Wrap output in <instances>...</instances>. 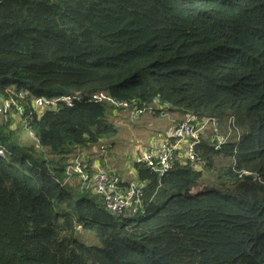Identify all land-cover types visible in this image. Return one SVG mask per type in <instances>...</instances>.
I'll use <instances>...</instances> for the list:
<instances>
[{
    "label": "trees",
    "instance_id": "1",
    "mask_svg": "<svg viewBox=\"0 0 264 264\" xmlns=\"http://www.w3.org/2000/svg\"><path fill=\"white\" fill-rule=\"evenodd\" d=\"M22 91L83 99L30 123L0 111V264H264V0H0V103ZM101 92L235 116L242 140L204 139L200 171L135 164L141 211L113 215L66 173L117 134Z\"/></svg>",
    "mask_w": 264,
    "mask_h": 264
},
{
    "label": "built area",
    "instance_id": "2",
    "mask_svg": "<svg viewBox=\"0 0 264 264\" xmlns=\"http://www.w3.org/2000/svg\"><path fill=\"white\" fill-rule=\"evenodd\" d=\"M81 99H83L81 92H76L54 97L51 100L33 99L30 103L28 93L22 91L16 96L12 95L5 99L0 111L6 120L9 112H12L17 122L30 123L45 107L57 104L72 107ZM91 101L110 103L118 109L129 112L134 120L140 119L145 114L164 115L170 108V105L164 103L160 98H155L150 102L134 101L130 103L116 101L103 92L95 94ZM27 106H30V109H27ZM27 133L35 138L34 133L29 129ZM206 138L210 139L211 145L215 149H220L229 143H240L242 133L237 125L236 117L231 116L221 121L216 116H199L187 113L160 141L158 148L147 149L136 155L127 154L125 168L130 174H133V165H145L157 173L160 178L168 173L176 162L200 171L202 161L198 156L197 148ZM106 148L105 145L94 146L89 151H85V155L74 156L66 169L68 179L76 176L81 188L99 196L102 205L109 213L119 217L133 218L141 211L146 185L137 180L127 181L114 171L103 170L96 161L92 163L89 161L90 154H98L99 151H104ZM0 154H3L2 151ZM245 174L248 173L243 175Z\"/></svg>",
    "mask_w": 264,
    "mask_h": 264
},
{
    "label": "rangeland",
    "instance_id": "3",
    "mask_svg": "<svg viewBox=\"0 0 264 264\" xmlns=\"http://www.w3.org/2000/svg\"><path fill=\"white\" fill-rule=\"evenodd\" d=\"M0 105H1V103H0ZM11 118H14V116L11 115ZM130 118H131V116L125 112H122V113L116 115L114 122L116 125L117 124L119 125L120 129H122L119 132L120 136H118V137L114 136L113 140L105 141V142L110 143V144H113V142H115L113 144V146L115 148L113 149V151L112 150L109 151L110 157H112L114 160L113 161V167L114 168H116V167L125 168V164L127 161V152L132 151L133 149H135L136 146L138 147L139 144H146L150 139L162 138L163 134H166L167 130L171 129V127L168 128L167 126H170L171 123L175 119L180 118V116L174 112L168 113V111L165 115H161L160 117L149 116V115L145 114L139 120L140 122H145V124H146L145 127L146 126L147 127L144 130H143V128H139L137 126H132V124L130 122H133V121ZM129 120H131V121H129ZM159 121H161L162 124H158ZM17 124H18V122H17ZM13 128H15V125H13ZM27 131H28V129H27ZM170 131H172V129ZM144 132H145V135H144ZM20 134L23 135V138H25V135L22 131ZM135 142H136L135 146H132V149H130L128 151L126 148ZM141 149H144V147H142ZM1 155H3V154H1ZM115 163L117 166L115 165ZM222 164H224V162H217V166H220ZM186 167H188V166H186ZM212 179H213V176H212V174H210L208 176L207 183H212L213 182ZM78 230H80V228ZM78 233H79V236H81L79 238L80 242L86 243V244H90V243L96 244L94 246H98V247L102 246V243L99 241V239L96 237V235L93 232L84 231L81 233L79 231Z\"/></svg>",
    "mask_w": 264,
    "mask_h": 264
},
{
    "label": "crops",
    "instance_id": "4",
    "mask_svg": "<svg viewBox=\"0 0 264 264\" xmlns=\"http://www.w3.org/2000/svg\"><path fill=\"white\" fill-rule=\"evenodd\" d=\"M171 108V107H170ZM170 108H168L167 110H168V113H170V112H174V113H176V114H178L179 116H180V118H178V119H175L172 123H171V125L170 126H167L168 128H170L171 127V129H173L182 119H183V114H181V113H179V112H177V111H175V110H170ZM122 112H125V111H121V112H118V114H120V113H122ZM125 113H128L129 114V112H125ZM167 113V112H166ZM165 113V114H166ZM117 114V115H118ZM164 114V115H165ZM130 115V114H129ZM121 116V115H120ZM150 116V115H149ZM161 115H158V116H155V117H160ZM133 122H130L131 124H132V126H137V127H139V128H143V130L147 127H145V122H140L139 120L141 119H138V120H134V119H132V118H130ZM131 120H129V121H131ZM158 124H162L161 123V121H159L158 122ZM116 129H117V134H116V136L118 137V136H120L119 135V132L122 130V129H120V127H119V125L117 124L116 125ZM148 129V128H147ZM170 129V130H171ZM170 130H167V132H166V134H163V137L162 138H157V139H150L146 144H139L138 145V147L136 146L135 147V149H133L132 151H130V152H127V154H133V155H136V154H139V152H141V151H144V150H147V149H156V148H158V146H159V143H160V141L168 134V132H170ZM144 135H145V132H144ZM152 136V135H151ZM121 138V137H120ZM115 142H113V144H114ZM100 144H103V145H105L107 148H106V150H104V151H99V153L98 154H91L90 155V158H89V161L92 163V162H97L98 163V165H100L101 167H102V169L103 170H107V171H114V172H116V174L119 176V177H121V178H123V179H125V180H127V181H131L132 179H136V175H134V174H130L125 168H118V167H116V168H114L113 167V158L112 157H110V155H109V151L110 150H112L113 151V149L115 148L114 146H113V144H110V143H107V142H105V141H102ZM135 144H136V142L135 143H132L129 147H127L126 149L129 151L130 149H132V146H135ZM142 147H144V149H141ZM85 150H88V149H86V148H80L79 149V153L81 154V155H85ZM115 165H116V163H115ZM117 166V165H116ZM122 170V171H121ZM137 180V179H136Z\"/></svg>",
    "mask_w": 264,
    "mask_h": 264
},
{
    "label": "clouds",
    "instance_id": "5",
    "mask_svg": "<svg viewBox=\"0 0 264 264\" xmlns=\"http://www.w3.org/2000/svg\"><path fill=\"white\" fill-rule=\"evenodd\" d=\"M2 105V104H1ZM184 117V116H183ZM242 133V132H241ZM242 140V139H241ZM241 142V141H240ZM239 144V143H238ZM238 144H236V145H238ZM96 146H98V147H100L99 145H96ZM91 149V148H90ZM90 149H88V150H85V151H89ZM91 155V154H90ZM126 169V168H125ZM133 169H134V165H133ZM127 170V169H126ZM128 171V170H127ZM129 172V171H128ZM134 175H135V169H134V173H133ZM245 175H247V174H245ZM132 180H136V179H132ZM131 180V181H132ZM138 181V180H137ZM139 182V181H138Z\"/></svg>",
    "mask_w": 264,
    "mask_h": 264
},
{
    "label": "water",
    "instance_id": "6",
    "mask_svg": "<svg viewBox=\"0 0 264 264\" xmlns=\"http://www.w3.org/2000/svg\"><path fill=\"white\" fill-rule=\"evenodd\" d=\"M78 232H79V230H78Z\"/></svg>",
    "mask_w": 264,
    "mask_h": 264
}]
</instances>
